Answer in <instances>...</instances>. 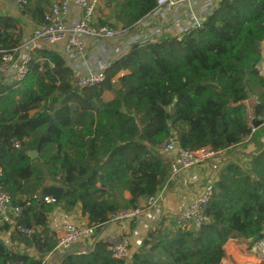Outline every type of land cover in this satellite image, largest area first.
<instances>
[{
    "label": "trees",
    "instance_id": "1",
    "mask_svg": "<svg viewBox=\"0 0 264 264\" xmlns=\"http://www.w3.org/2000/svg\"><path fill=\"white\" fill-rule=\"evenodd\" d=\"M49 2L29 0L22 14L40 24ZM107 5L114 27L132 29L156 0ZM23 38L20 20L0 13V64L1 52L12 51ZM263 61L264 0H220L201 27L134 43L112 63L106 81L93 86L77 87L58 51L34 52L23 81L0 82V189L20 209L9 216L15 225L3 218L0 230L38 257L0 239V264H43L57 245L49 227L56 210L79 208L98 234L114 216L140 208L174 170L163 150L171 139L188 151L255 147L237 150L240 157L223 165L205 209L208 221L199 228L169 230L160 222L129 261L114 257L109 244L98 240L85 252L65 253L60 264H220L229 239L262 236L264 124L253 129L250 123L264 120ZM107 92L112 99H104ZM251 97L248 111L245 101ZM47 184L61 185L64 193L47 201L40 196ZM136 226L133 221L131 230Z\"/></svg>",
    "mask_w": 264,
    "mask_h": 264
},
{
    "label": "built area",
    "instance_id": "2",
    "mask_svg": "<svg viewBox=\"0 0 264 264\" xmlns=\"http://www.w3.org/2000/svg\"><path fill=\"white\" fill-rule=\"evenodd\" d=\"M9 6L21 12L29 0H6ZM104 0H50L42 7L43 22L37 24L31 33L24 36L18 47L12 51H2L0 82L5 84L23 81L29 70L34 52L42 49L58 51L72 69L74 84L79 88L101 84L107 79V70L119 57L125 55L136 42H153L163 33L181 36L185 31L199 28L205 15L210 13L220 0H156L155 8L130 28L114 27L96 21V12ZM72 15L74 17H72ZM264 124V120H263ZM253 129L257 128L252 125ZM169 156L175 154L181 168L198 166L221 152L201 148L196 151L182 150L171 139L163 147ZM216 180V179H215ZM202 185L200 193L193 196L189 204L171 219L172 229L189 230L199 228L208 221L205 209L214 191V181ZM164 197L160 191L147 200L145 207L123 211L112 219L135 221L144 230V235L154 225L163 221L153 210ZM49 202L50 197H45ZM20 209L13 208L7 196L0 189V216L10 219V214L19 215ZM19 230L30 234L31 230L20 225ZM54 252L65 253L76 243L84 240H104L109 244L114 257L129 261L137 248L123 232L111 235L96 233L88 224L65 222L61 227ZM131 228V227H130ZM143 240V239H142ZM93 246V245H92ZM253 250L264 260V233L253 243ZM53 252V253H54Z\"/></svg>",
    "mask_w": 264,
    "mask_h": 264
},
{
    "label": "crops",
    "instance_id": "3",
    "mask_svg": "<svg viewBox=\"0 0 264 264\" xmlns=\"http://www.w3.org/2000/svg\"><path fill=\"white\" fill-rule=\"evenodd\" d=\"M31 3H41L44 5L50 0H30ZM0 13L4 15H10L18 18L22 26L24 36L31 33L33 28L38 24L28 15H23L22 12L15 6H9L6 0H0ZM72 17H74L72 15ZM251 152V151H249ZM248 152V153H249ZM226 152H221L213 158L207 159L205 162L198 166H193L190 168H181L178 163V159L175 154H170L174 162V170L169 178V180L164 184L160 193L162 192L164 197L160 200L153 212L157 217L160 215L164 216L162 223L165 227L168 226L167 221L171 220L174 215H176L180 210L184 209L194 195L200 193L202 185L208 181L215 180L217 175L223 165L235 157H240L239 153L232 155L224 154ZM245 153V152H244ZM147 200L140 201V207H145ZM71 218L77 223L87 224V217L84 216L79 208H76L71 213H66L63 211L56 210L49 215V227L56 233L57 238L61 234V219ZM131 222L128 220H116L112 219L108 222L102 229L101 235H111L123 232L126 237L130 240L131 245L137 248L139 242L144 238V230L138 225L137 230H131ZM137 228V227H136ZM172 229V228H171ZM10 241V235L5 236ZM2 238V237H1ZM250 242L242 237H234L227 241L224 246L225 256L220 264H258L261 262L259 255L253 250L249 244ZM93 242L89 244V249L92 248ZM77 248L73 247V250ZM36 254L35 249H32ZM63 253L54 252L48 254L44 260L45 261L54 260L55 258L60 264ZM49 263V262H48ZM51 264V263H50Z\"/></svg>",
    "mask_w": 264,
    "mask_h": 264
},
{
    "label": "rangeland",
    "instance_id": "4",
    "mask_svg": "<svg viewBox=\"0 0 264 264\" xmlns=\"http://www.w3.org/2000/svg\"><path fill=\"white\" fill-rule=\"evenodd\" d=\"M96 21L101 23V21H105V22H108V24H114V19L112 17V12H111V9L110 7L107 5V0H104L102 2V4L100 5V7L98 8L97 12H96ZM117 27H120V25H117ZM261 70H262V73L264 74V61L262 63V66H261ZM113 98V94L111 92H107L104 96V99L105 100H110ZM254 103V97H251L250 99L246 100L245 101V104L247 106V109L248 111H250V108L252 106V104ZM251 114V112H250ZM252 115V114H251ZM250 115V116H251ZM251 126L253 125L252 124V121H251ZM254 145L253 144H249V143H244V145H240L239 147L235 148V149H232V150H229L228 152L224 153V154H235L238 151H241L242 153H248L249 151H252L254 149ZM235 158V156H234ZM65 222H74V223H77L76 221H73L71 218H62L61 219V223L62 225L65 223ZM77 224H82V223H77ZM167 224L168 226L166 228H169V230L173 227V222L171 220L167 221ZM61 225V226H62ZM3 226V218L0 216V227ZM154 227V226H152ZM151 227V228H152ZM9 235L8 232L6 231H3V230H0V239L4 240L10 247L14 248V249H20L21 251H26L28 252L31 256H34V257H38V254H36L32 249H27V248H24L23 245H18V244H14L12 243L11 241H9V239L5 236ZM2 237V238H1ZM89 244H90V241L89 240H84L82 242H78L76 243L73 247L77 248L76 250L78 251H82V252H85L87 250H90L89 249ZM73 247L67 251V252H70V251H73ZM65 252V253H67ZM65 253H63L61 256H63ZM49 262V263H48ZM58 264V261L57 259L55 258L54 260H51L50 261H45V264Z\"/></svg>",
    "mask_w": 264,
    "mask_h": 264
},
{
    "label": "water",
    "instance_id": "5",
    "mask_svg": "<svg viewBox=\"0 0 264 264\" xmlns=\"http://www.w3.org/2000/svg\"><path fill=\"white\" fill-rule=\"evenodd\" d=\"M252 124L254 127H259L263 124V120H252ZM28 154L31 157H35L37 153L35 151H29ZM64 193V188L61 185L58 184H47L44 185L40 190V196L42 198L50 197L53 201L57 200L62 194ZM259 235H254L249 242L254 243L256 240H258Z\"/></svg>",
    "mask_w": 264,
    "mask_h": 264
}]
</instances>
